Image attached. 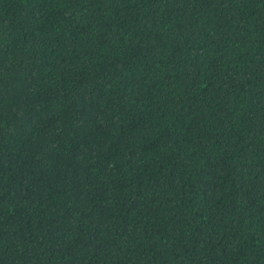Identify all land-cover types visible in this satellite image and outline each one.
<instances>
[{"label": "trees", "instance_id": "trees-1", "mask_svg": "<svg viewBox=\"0 0 264 264\" xmlns=\"http://www.w3.org/2000/svg\"><path fill=\"white\" fill-rule=\"evenodd\" d=\"M0 264H264V0H0Z\"/></svg>", "mask_w": 264, "mask_h": 264}]
</instances>
